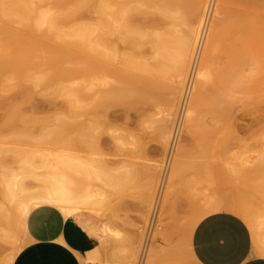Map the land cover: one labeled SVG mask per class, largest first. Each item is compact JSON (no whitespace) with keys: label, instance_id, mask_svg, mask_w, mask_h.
<instances>
[{"label":"rangeland","instance_id":"rangeland-1","mask_svg":"<svg viewBox=\"0 0 264 264\" xmlns=\"http://www.w3.org/2000/svg\"><path fill=\"white\" fill-rule=\"evenodd\" d=\"M6 1L8 5L6 2L4 5L7 7L5 6L4 9L3 6L4 10H0V42L11 46V56L14 59L23 56L24 67L19 70L11 68L12 85L1 99L3 107L0 108V174L14 171L18 173V176H22V183L27 189L39 190L42 185L41 177L47 176L50 172L48 163L55 160L57 154L79 153L90 161L92 160L94 164L92 176L84 179L82 184L94 193H101L103 198L99 200L96 194L94 202L102 206H94L91 214L99 222L108 223L113 229L121 232L118 238L109 237L101 241L99 252L102 262L96 264H138L145 228L147 223L149 224L152 207L165 169L164 159L169 139L166 145V142L163 143L162 136L168 132L171 133L174 122L173 118L172 123H167L166 126V123L159 120L162 116L161 111L166 106L162 95L168 85L173 90L177 82L181 90L184 88L198 31L191 45L190 56L187 55L186 65L188 66L181 64L182 55L179 56L180 52L178 54V49L185 45L184 38L173 39L171 47L176 51L171 53L174 56L171 55L169 59L162 58L160 63H156L158 57L155 58V62L153 61L155 71L150 74V83L153 82L151 85L154 86L152 88L148 86L150 89L144 88L145 91L147 90V92L144 90L142 92L144 95L147 93L145 98L141 95L143 97H138L135 101L131 98L128 100L129 97L126 100L125 95L123 101L122 96L118 95L121 99L117 97L111 100L104 110H98L96 119L100 118L94 121L97 127L94 133L96 139H92L91 146L84 147L83 144L76 143L75 145L72 144L73 141L71 143V139L77 134L74 131L75 126L74 129L71 128L75 122L67 120L70 125L67 124L68 127L65 126V129L59 121V118H63L68 110L66 107L68 97L62 91L60 84L62 80H60L59 73L65 67H78L83 65V62H88L91 54L88 49L89 45L85 43L86 38L82 37L83 40L80 35H72V32L69 35V31L68 34L63 32L58 34L55 29L35 25L36 12L28 11L27 8L28 5L36 8L40 3L39 0ZM211 1L169 0L172 15L169 17V23L171 22L169 27L173 28L176 24L175 15L182 16V22L179 21L177 25L181 37L189 29L198 30L203 16L209 11L207 15L211 20L209 25L221 20L222 26L219 29L218 42L214 51V65L216 64L214 68L217 67L219 73L223 71L224 74L221 73L223 81L220 80V82L217 80L218 77H214L213 80L206 82L207 86L206 84L204 86V105L207 106L201 107V120L198 119L194 127L199 133H191L194 132L193 130L189 131V134L183 127L184 132L179 146H186L187 149L183 157L186 166L185 174L182 176L183 180L181 179L177 184L179 188L170 186L174 159L167 173L158 220L156 218L155 236L159 242L155 246L157 248L154 247L153 256L155 263L160 257L157 264L168 262L193 264V257L186 241L190 232L189 225L197 214L201 220L204 216L217 212H208L202 216L199 214L202 208L205 211L210 210V208L204 209V201L201 202L204 197L206 198L204 200L219 201L227 208L232 199L246 197L255 207L264 209V165H261L259 157L264 154L263 0H233L234 2L223 7L216 20L215 10L220 0ZM207 3H210V7L205 10ZM95 15L85 8L80 10L77 17L83 21L92 20L91 22H94L96 21L94 18L97 19ZM162 21H164L163 18ZM162 24L164 25V22ZM207 33L209 36V30ZM90 37L93 38L94 35ZM45 46L49 48L61 46L70 51L66 56L54 58L43 50ZM149 47V45H144L140 48L141 56H151L152 51ZM84 54L89 56L88 59L83 56ZM117 58L119 60V57ZM0 60H2L1 57ZM118 63H116L117 66L121 65ZM181 67H186V72L185 69L181 71ZM133 73H137L138 76L144 74L140 70H134ZM35 79H39L40 85L35 86L33 83ZM179 79L183 80L182 84ZM71 80L63 81L62 84H76L79 81L78 78ZM222 82L224 83L221 85ZM113 85L118 88L121 84L115 80ZM159 87L162 89L160 90ZM225 88L229 90V92L225 90L226 95L223 90ZM22 90L24 92L26 90L29 94L25 95ZM170 91L169 99L172 97V91ZM179 100L176 101L177 104ZM8 102L17 103L21 117L11 120L7 118ZM92 116L93 114H88V111L84 110L79 120H96ZM198 121L203 123L201 132L196 128ZM161 133L164 134L161 136ZM32 152L35 153L32 154ZM188 161L189 165H186ZM114 174L118 175L119 180L112 184L106 177ZM198 207L202 208L197 210ZM12 209L11 202L3 196L0 186V228L8 226ZM255 218L257 217H253V224L257 228L258 223H255ZM253 219L249 222L252 223ZM258 220L262 221L257 219V222ZM253 224L248 225L252 232L253 244L257 250L259 249V254L263 255L264 249H260L261 242H258L259 239L261 241L260 235L263 231L260 223L258 230H255ZM16 233L21 246L17 253L18 256L29 243V239L21 227H17ZM155 236L153 235V240ZM66 240V243L71 246L70 241L67 238ZM151 241L150 239L148 243ZM13 248L14 245L11 244H0V264H4L6 256ZM79 257L83 264L82 257L80 255Z\"/></svg>","mask_w":264,"mask_h":264},{"label":"bare ground","instance_id":"bare-ground-1","mask_svg":"<svg viewBox=\"0 0 264 264\" xmlns=\"http://www.w3.org/2000/svg\"><path fill=\"white\" fill-rule=\"evenodd\" d=\"M39 1L40 3L36 8H33L31 5H28L27 8L28 11L36 12V14L34 15L35 25L45 26L51 30L55 29L58 31V34L60 32L67 33L69 31L70 32L69 35H71L72 32V35L73 34L80 35L81 38L85 37L86 38L85 43L89 45L88 49L90 50L91 58L88 60V62L85 61L82 63L83 65L81 66L79 65L78 67H70V68L65 67L59 73L60 80H62L60 82L62 83L63 81L64 82L70 81L71 79L74 81L75 78L79 79V81H77L76 84L70 83L69 85L67 84L65 85L60 83L62 86L61 87L62 91L66 93V96L68 97L67 105H66L68 110L63 118H59V121L61 125L62 124L64 125V128L65 126L68 127L67 124L69 123L67 122V120L76 123V124L73 123V126L71 125L72 126L71 128L73 129L75 126L74 131L77 132L75 137L71 139V143L73 141L72 144L75 145L76 143L81 145L83 144L85 145L84 147L91 146L92 139L93 138L96 139L94 137V133L97 127L94 124V121L96 122L100 118L99 117L98 119H96L98 115V110L100 109L104 110L111 100L117 99L118 95L122 96V99L126 95L127 97H125L124 99L127 100V98L129 97L128 100L131 98V100L134 99V101L137 100L138 97L142 98L144 96L145 98V95H147V93H145V95L144 93L142 94L143 90L144 92H147V90L145 91L146 88H149L150 86H151L150 88H152V86H154L151 85V83L153 84V82L150 83L151 81L150 74H153L155 71L154 70V65H155L154 62L156 61L155 58L158 57L156 63H160L162 62V58L169 59V57L173 55V53L171 52L176 51V50H172L171 47L172 44L171 42L173 39L181 40L182 38H184L185 45L181 44L183 47L178 49V54L180 52L181 54L179 56L182 55L180 57V61L182 62L181 64H183L186 67L188 66L186 65V62H188L187 55L189 54L188 57L190 56L191 45L192 42H194L193 40L195 39V36L198 31V36L196 39L193 56L191 58L192 61L190 62L191 63L189 67L190 69L188 72L187 80L184 84V88H182L181 90L180 84L178 82L173 86L174 91L171 89L169 85L165 88V92H163L164 94L162 96L164 97L163 100H165L166 106L163 109V111H161L162 116L161 118H159V120L161 119L162 123H166V126L167 123H172L173 121L172 119L174 118L171 133L170 132L166 134L161 133L160 135L162 136V134H164L162 136L164 144L166 141L168 142L167 139H169L165 154L166 155L165 159L168 154L170 157L168 170L175 159L173 167L171 166L172 168L170 174V186L173 188L175 186L178 187L177 184L181 181L183 174H185L184 169L186 167L183 157H185V153H186L185 151L187 149L186 146H181V145L179 146V142L183 135L182 133L184 132L183 130L185 129V132L188 131V133L189 131L191 132L193 130L194 132L191 133L194 134L195 132L199 133L197 129L195 131L194 127L196 126L197 120L198 119L201 120L200 119V116L202 114L201 107L204 105V98H205L204 86L206 82L208 83L209 81H211V79L213 80L214 77H218L217 80L219 81L222 80L221 73L223 71L219 73L217 67L214 68V66H216V64L214 65V51L218 42L219 29L221 28L220 26H222L221 20H219L218 22L219 25L215 21L209 25L211 20H210V16L208 18L207 15L210 13V11L207 15L204 12L205 15L202 18L201 25L198 23L200 25V28L198 30H196V28L189 29L185 31L184 35L182 34L183 36L181 37V32L180 29L177 28V25L179 24V21L182 22L181 21L183 18L182 16L175 15L176 24L174 25L173 28L172 26L169 27V24L171 23V22L169 23L170 20L169 17L172 16L169 7V0H39ZM5 2L7 3L6 0H0V10L3 9V6L4 9L7 7L6 5H8V3L4 5ZM30 2H32V0H30ZM218 2H219V6H217V9L215 10V20L218 19L219 17L218 15L221 14L224 6L234 1L220 0ZM210 3H207V7H206L207 9L205 10L209 9ZM262 6L264 7V0L262 1ZM85 8H87V10H89L92 14L95 13L97 15V19L94 18L96 21L94 22H91L92 20L83 21L77 17L79 15L80 10ZM162 18L164 19V21H162ZM163 22L164 25L162 24ZM208 30H209V36H207ZM91 35L92 36L94 35V37L91 38L90 37ZM204 44H205V48H204ZM144 45L150 46L149 50L152 51L150 53L151 56L149 55L141 56L140 48H142V46ZM177 48H178V43H177ZM43 50L46 53H48L50 57H54V58H61L63 56H66L70 51L69 49L61 48V46L51 47V48H49V46H45ZM11 54H12L11 46L7 43L0 42V57L2 58V60H0V108L3 107V102L1 99L4 96V93L12 85L11 80L13 79V77L11 75V68L19 70L24 67L23 58H22L23 56H19V58L14 59L11 56ZM152 54H155V56H152ZM83 56L87 59L89 57L87 54H84ZM117 57H119V60ZM118 62L121 65H119ZM116 63H118L119 66H117ZM186 67L185 68L181 67L183 69V70L181 69V71H184L185 69L186 72L187 70ZM132 69L143 71L144 76L143 75L138 76L136 75L137 73L134 74L133 73L134 70L131 71ZM182 76L179 77L182 78ZM115 80L119 81L121 84L118 88L114 87L113 85ZM214 80H216V78ZM179 81H181L182 84L183 80L179 79ZM33 83L35 84V86L40 85L39 79L33 80ZM223 83L224 82H222L221 85ZM161 89L162 88H160V90ZM169 90L172 91V92L170 91L172 93L171 94L172 97H170V99L172 98L171 100L169 99ZM223 90L225 92L224 93L225 95H226V91L229 92V90H226V88ZM22 91L25 95L29 94V92H27L26 90L25 92L24 90ZM141 95L143 96L141 97ZM229 95L230 94L228 93V96ZM179 96H180V100H179ZM177 100H179L178 104L176 103ZM84 110L85 112L88 111V114L91 115L93 114L92 118H95L96 120L90 119L89 117V119L92 121L89 120L80 121L79 120L81 118L80 116H83ZM6 116L9 120L21 117L17 109L16 102H8L6 108ZM198 123L196 128H198L201 132L202 130L201 125L203 123L201 121L199 124ZM199 125L201 129L199 128ZM177 150L179 151L178 154L176 152ZM33 153L35 152H32V154ZM259 157L261 159V165H264V154ZM165 159H164V163H166ZM188 163L189 161L186 163V165ZM48 165L50 168V172L47 174V176L41 177L42 185L39 188V190L27 189L22 183L23 182L22 176H18V173H15L14 171H12L11 173L2 172L0 174V186L2 187L3 196L9 202H11L13 207L9 215L8 226L0 228V244L14 245V248L6 256V259L4 260V264H13L17 256V253L21 249V246L18 243V237L16 233L17 227H21L26 237L28 238L29 235L26 230V224H25L26 217L28 213L31 211V209L41 204H52L63 212V214L65 215L64 217H66L68 221V226L66 231L68 236L66 238L70 241L71 247L74 250H77L75 252L77 253L78 251L81 252V253L79 252L78 254L82 257L83 264H91V263L96 264L97 262L101 263L102 259L100 256L101 254L99 252V246L101 241L107 240L109 237L118 238L121 235V232H119L116 229H113L108 223L99 222L91 214V210L94 206H102V205H96V203L94 202L96 194L97 197H99L98 198L99 200L100 198H103L101 196V193H94L93 190H91L89 187H84L82 184V181L84 179H89L92 176L93 167H94L92 160L90 161L85 156L79 153H59L56 155V159L49 162ZM155 167H157V165H155ZM254 168H256V166ZM106 178L112 184L117 183L119 180L117 174L110 175L109 177ZM249 185L248 187L250 188ZM170 193L171 191L169 192V194ZM162 197L163 195L159 196V198L161 199ZM204 199L206 198L204 197ZM204 199L201 200V202L204 201L203 203L204 209L210 208V210L205 211L203 210L202 207H198L197 210L202 208L200 209L201 213L197 211L199 214H201V216L207 214L208 212H213L218 210L229 211L242 217L248 225H252L254 223L253 217H257L255 218L256 221L255 223L258 224L260 223L261 230L263 231L261 233L262 235H260L261 241H259L260 239L258 240L259 243L261 242L260 243L261 245L259 244L258 245L259 247L261 246L260 249L261 248L264 249V209L262 210L260 208H257L258 207L257 205H256L257 207H255V205L246 197H240V198L238 197L232 199L229 208L225 207L219 201L217 202L214 201L213 199L211 200H204ZM153 208L154 205L152 209ZM160 208L161 207L159 204V208L157 210V214L155 218H157ZM252 219L253 222L250 223ZM257 219H260L262 221L258 220L257 222ZM149 220L150 221L148 222L150 224L152 222V215L149 218ZM199 220L200 217H198L197 214L195 219H193V221H191L189 225L190 232L186 237L189 250H191L190 242H191L192 231L195 225L199 222ZM155 222L154 224H156ZM258 224H257V228L253 224L255 230L260 229ZM153 235L155 236V229L150 236V239L152 240L151 243H148L146 245L145 252L140 253L143 256L142 257L143 264H145L147 260H148L147 264L155 263L153 252L155 250L154 247L157 245V242H159V240L157 239L156 236H155L156 238L153 240ZM66 238L63 240L65 243L67 242ZM150 244H151V248H150ZM104 257H106V255ZM158 258L160 259V257ZM159 259H157L158 260L157 263L160 261Z\"/></svg>","mask_w":264,"mask_h":264},{"label":"crops","instance_id":"crops-1","mask_svg":"<svg viewBox=\"0 0 264 264\" xmlns=\"http://www.w3.org/2000/svg\"><path fill=\"white\" fill-rule=\"evenodd\" d=\"M64 216L52 204L31 209L25 222L29 243L13 264H82L79 254L63 241L68 226ZM190 243L193 264H264V255L255 248L248 224L233 212L204 216L195 225Z\"/></svg>","mask_w":264,"mask_h":264},{"label":"built area","instance_id":"built-area-1","mask_svg":"<svg viewBox=\"0 0 264 264\" xmlns=\"http://www.w3.org/2000/svg\"><path fill=\"white\" fill-rule=\"evenodd\" d=\"M205 30H206V27H205ZM169 159H170V157H169V154H168L167 157H166V163H165V167H164L165 169L163 170L160 186H159V189H158V192H157V196H156V199H155V202H154V208L152 209V212H151L152 222L150 224H148L147 227L145 228L143 245H142L140 253L141 252H145V250H146L145 248H146V245L148 244L150 236L154 232V229L157 226V223L155 222V219H156L155 217H156V214H157V210L159 208V204H160L159 202L161 201V198H159V196L162 195V192H163V189H164V185H165V182H166V179H167V176H168L167 173H168ZM151 215H150V217H151ZM153 219H154V221H153ZM157 220H158V215H157ZM154 222L156 224H154ZM138 264H143L142 255L141 254L139 255Z\"/></svg>","mask_w":264,"mask_h":264}]
</instances>
